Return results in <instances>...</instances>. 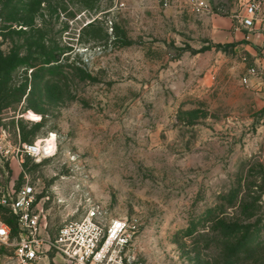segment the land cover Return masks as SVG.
<instances>
[{"label": "rangeland", "instance_id": "rangeland-1", "mask_svg": "<svg viewBox=\"0 0 264 264\" xmlns=\"http://www.w3.org/2000/svg\"><path fill=\"white\" fill-rule=\"evenodd\" d=\"M33 2L0 0V56L36 65L0 73L3 187L32 185L51 235L85 196L138 216L141 264H264V97L243 82L246 45L218 26L232 7ZM36 141L43 156L22 158Z\"/></svg>", "mask_w": 264, "mask_h": 264}, {"label": "built area", "instance_id": "built-area-1", "mask_svg": "<svg viewBox=\"0 0 264 264\" xmlns=\"http://www.w3.org/2000/svg\"><path fill=\"white\" fill-rule=\"evenodd\" d=\"M165 5L216 16L225 11V5L232 7L229 17L235 21V29L243 31V40L260 49L261 55L248 68L243 82L250 85L255 78L257 86L264 85V0H165ZM19 152L22 158H37L46 149L36 141L23 145ZM13 153L10 146L5 148L6 155ZM36 205L32 185L14 190L0 183V206L17 215L19 225V235L13 241L11 227L0 216V264H51L56 257L63 264H141L136 251L142 225L138 216L109 218L99 201L85 196L73 213L77 217L66 219L51 235L35 211Z\"/></svg>", "mask_w": 264, "mask_h": 264}, {"label": "trees", "instance_id": "trees-1", "mask_svg": "<svg viewBox=\"0 0 264 264\" xmlns=\"http://www.w3.org/2000/svg\"><path fill=\"white\" fill-rule=\"evenodd\" d=\"M35 3L33 2V6L36 4L37 5V8H38V4L40 3L41 0H34ZM31 8V12L33 13L34 10H37V8ZM33 15L30 14V23L29 24H32L31 22H33ZM32 26V25H30ZM36 31H39L41 32V29L40 28H36ZM42 36V35H41ZM59 57L58 56H54V55H50V56H47V57H44V59H42L41 64H44L43 67H46L45 65L51 63V62H58L59 61ZM11 61H12V58H4L3 56H0V73L3 72V69L4 67H9L10 68H13V67H16V66H21V67H27L28 69H33V71H35V67L36 65L33 64L31 61H30V58L28 57H25L23 59H19V62H17V64H11ZM54 65V64H52ZM57 65V64H56ZM8 71L10 70L9 68H5V71ZM37 201H38V196H37ZM0 211H2L3 213H7L8 215H5L4 217H2V219L11 227V230H12V237L14 236L15 233H18L17 235H19V225H18V217L17 215H15L14 213L10 212L9 209H5L3 207L0 206ZM229 228V227H228ZM229 230V229H228ZM230 231V230H229Z\"/></svg>", "mask_w": 264, "mask_h": 264}, {"label": "crops", "instance_id": "crops-1", "mask_svg": "<svg viewBox=\"0 0 264 264\" xmlns=\"http://www.w3.org/2000/svg\"><path fill=\"white\" fill-rule=\"evenodd\" d=\"M175 10H178L176 8H174ZM228 19V20H227ZM227 19H216L218 21V26H222L225 25L227 26V28L225 29V33L224 36L225 37H231L233 41H242L244 45H246L247 50L249 51V53L252 55L253 57V62L251 64L254 65L257 61H258V57L260 58V49H257L256 47L252 46L251 44L247 43L245 40H243V31L239 30V29H235V21L231 18V17H227ZM263 60V57H261ZM263 64H264V60H263ZM257 80L255 78H252L251 80V84L253 87L255 88H260L261 90H263V97H264V85L262 87H259L256 85Z\"/></svg>", "mask_w": 264, "mask_h": 264}, {"label": "bare ground", "instance_id": "bare-ground-1", "mask_svg": "<svg viewBox=\"0 0 264 264\" xmlns=\"http://www.w3.org/2000/svg\"><path fill=\"white\" fill-rule=\"evenodd\" d=\"M48 144L49 145H48L47 149L52 152L54 149V146L52 144H50L49 142H48Z\"/></svg>", "mask_w": 264, "mask_h": 264}]
</instances>
